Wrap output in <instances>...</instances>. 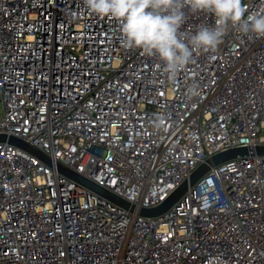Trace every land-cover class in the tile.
I'll return each mask as SVG.
<instances>
[{
  "label": "built area",
  "instance_id": "built-area-1",
  "mask_svg": "<svg viewBox=\"0 0 264 264\" xmlns=\"http://www.w3.org/2000/svg\"><path fill=\"white\" fill-rule=\"evenodd\" d=\"M264 14V0H243ZM181 31L212 25L185 9ZM0 264H264V156L212 167L146 217L57 162L153 207L203 161L264 144V38L230 28L171 78L84 0H0Z\"/></svg>",
  "mask_w": 264,
  "mask_h": 264
},
{
  "label": "clouds",
  "instance_id": "clouds-1",
  "mask_svg": "<svg viewBox=\"0 0 264 264\" xmlns=\"http://www.w3.org/2000/svg\"><path fill=\"white\" fill-rule=\"evenodd\" d=\"M99 17L119 22L121 43L162 63L171 78L192 62L194 52L215 50L230 28L264 38V14H249L243 0H84ZM185 9L214 16L192 34L181 31Z\"/></svg>",
  "mask_w": 264,
  "mask_h": 264
},
{
  "label": "water",
  "instance_id": "water-1",
  "mask_svg": "<svg viewBox=\"0 0 264 264\" xmlns=\"http://www.w3.org/2000/svg\"><path fill=\"white\" fill-rule=\"evenodd\" d=\"M0 142H8L17 147H20L38 158L42 159L48 164H51V157L43 152L37 146L31 144L30 142L11 134L0 133ZM262 155L264 156V144H259L255 146H238L229 148L220 152L213 154L208 157L205 161L200 163L188 176L184 179L161 203L153 207H140L131 203L130 201L124 199L123 197L117 195L111 190L105 188L104 186L94 182L93 180L81 175L70 167L57 162L58 170L72 178L76 183L83 185L90 189L92 192L97 193L99 196L105 197L118 204L121 207L127 208L131 211H136L142 216L146 217H156L164 214L168 211L187 191L192 187L205 173H207L212 167L217 166L229 159L237 157H246L248 155Z\"/></svg>",
  "mask_w": 264,
  "mask_h": 264
}]
</instances>
